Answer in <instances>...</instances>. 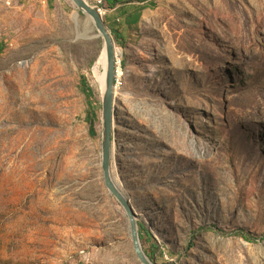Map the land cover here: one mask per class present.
<instances>
[{"label":"rangeland","instance_id":"rangeland-1","mask_svg":"<svg viewBox=\"0 0 264 264\" xmlns=\"http://www.w3.org/2000/svg\"><path fill=\"white\" fill-rule=\"evenodd\" d=\"M154 1L132 35L103 11L113 177L155 264H264V0ZM0 44V264H141L101 167L94 24L71 0H0Z\"/></svg>","mask_w":264,"mask_h":264},{"label":"water","instance_id":"water-1","mask_svg":"<svg viewBox=\"0 0 264 264\" xmlns=\"http://www.w3.org/2000/svg\"><path fill=\"white\" fill-rule=\"evenodd\" d=\"M79 12L91 18L97 30V37L103 41V47L107 60L106 81L105 89L102 94V162L101 167L105 186L108 191L118 200L121 204L130 223V233L134 252L141 264H155L148 254L145 252L141 234L140 226L130 200L127 198L124 191L119 187L118 182L115 180L111 170V160L113 151V132L114 120L116 115V88H115V75H116V57L117 48L112 32L109 30L104 17L97 10V8L89 3L87 0H71Z\"/></svg>","mask_w":264,"mask_h":264},{"label":"trees","instance_id":"trees-1","mask_svg":"<svg viewBox=\"0 0 264 264\" xmlns=\"http://www.w3.org/2000/svg\"><path fill=\"white\" fill-rule=\"evenodd\" d=\"M106 2V6L109 9L120 10V13L125 16V20L127 22V30L132 35L134 32L138 31V22L141 18V11L145 8L146 4H155L154 0H104ZM144 3L142 8H138V4ZM106 21L109 24L113 35L115 36V40H119L121 38L120 30L111 24V20L108 21V16L106 17ZM4 49V45L0 44V53H2ZM81 90L87 97V116L86 120L90 124L91 134H95V122L97 118L96 110L92 102L93 98V89L89 85L87 77L85 75L81 76ZM141 228V240L152 239V233L145 228V225L140 224ZM142 229H145V235L142 232ZM147 239H146V237ZM149 255V254H148Z\"/></svg>","mask_w":264,"mask_h":264},{"label":"bare ground","instance_id":"bare-ground-1","mask_svg":"<svg viewBox=\"0 0 264 264\" xmlns=\"http://www.w3.org/2000/svg\"><path fill=\"white\" fill-rule=\"evenodd\" d=\"M99 1H102V0H99ZM101 13V15L103 16L104 12L103 11H99ZM88 22L92 23V20L91 18L88 17ZM87 30V29H86ZM87 33V32H86ZM117 59L118 57H116V86L118 87L119 84H120V72H119V67H118V62H117ZM99 67H102L103 68V72L100 73L99 72ZM106 69H107V60H106V55H105V51H104V47L102 48V54L101 56L99 57V59L97 60V62L95 63V66H94V72L97 76V79H98V83L100 85V88L102 90V94H103V91L105 89V81H106ZM99 87V86H98ZM118 185L119 187L122 189L124 188V183L123 181H120L118 182ZM123 190V189H122ZM124 191V190H123Z\"/></svg>","mask_w":264,"mask_h":264},{"label":"built area","instance_id":"built-area-1","mask_svg":"<svg viewBox=\"0 0 264 264\" xmlns=\"http://www.w3.org/2000/svg\"><path fill=\"white\" fill-rule=\"evenodd\" d=\"M93 1H94L93 5L97 8L98 11H106L108 13L109 9L106 6V2L104 4H97V0H93ZM4 2L8 5H12L15 2V0H4ZM116 69H117V67H116ZM115 88H117V86H116V75H115Z\"/></svg>","mask_w":264,"mask_h":264}]
</instances>
